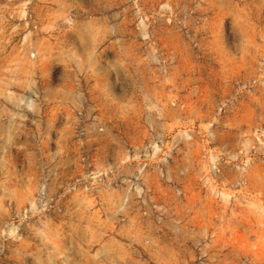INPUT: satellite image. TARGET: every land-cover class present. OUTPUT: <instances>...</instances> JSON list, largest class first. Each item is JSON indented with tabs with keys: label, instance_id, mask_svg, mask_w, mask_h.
I'll list each match as a JSON object with an SVG mask.
<instances>
[{
	"label": "rangeland",
	"instance_id": "1",
	"mask_svg": "<svg viewBox=\"0 0 264 264\" xmlns=\"http://www.w3.org/2000/svg\"><path fill=\"white\" fill-rule=\"evenodd\" d=\"M0 264H264V0H0Z\"/></svg>",
	"mask_w": 264,
	"mask_h": 264
}]
</instances>
